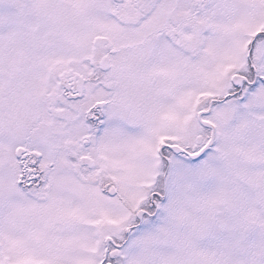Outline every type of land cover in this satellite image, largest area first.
I'll return each instance as SVG.
<instances>
[{
	"label": "snow or ice",
	"instance_id": "obj_1",
	"mask_svg": "<svg viewBox=\"0 0 264 264\" xmlns=\"http://www.w3.org/2000/svg\"><path fill=\"white\" fill-rule=\"evenodd\" d=\"M0 264H264V0H0Z\"/></svg>",
	"mask_w": 264,
	"mask_h": 264
}]
</instances>
